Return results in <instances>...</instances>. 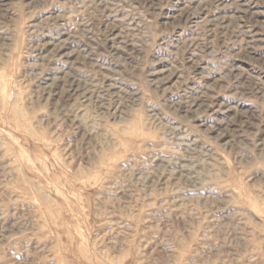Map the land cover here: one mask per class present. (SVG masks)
Instances as JSON below:
<instances>
[{
  "label": "rangeland",
  "instance_id": "obj_1",
  "mask_svg": "<svg viewBox=\"0 0 264 264\" xmlns=\"http://www.w3.org/2000/svg\"><path fill=\"white\" fill-rule=\"evenodd\" d=\"M0 264H264V0H0Z\"/></svg>",
  "mask_w": 264,
  "mask_h": 264
},
{
  "label": "bare ground",
  "instance_id": "obj_2",
  "mask_svg": "<svg viewBox=\"0 0 264 264\" xmlns=\"http://www.w3.org/2000/svg\"><path fill=\"white\" fill-rule=\"evenodd\" d=\"M76 89V88H75Z\"/></svg>",
  "mask_w": 264,
  "mask_h": 264
}]
</instances>
